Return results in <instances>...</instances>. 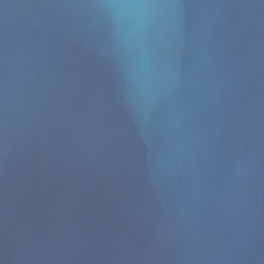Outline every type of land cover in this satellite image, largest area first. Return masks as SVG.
<instances>
[{"label": "water", "instance_id": "95a60500", "mask_svg": "<svg viewBox=\"0 0 264 264\" xmlns=\"http://www.w3.org/2000/svg\"><path fill=\"white\" fill-rule=\"evenodd\" d=\"M0 264H264V0H0Z\"/></svg>", "mask_w": 264, "mask_h": 264}]
</instances>
